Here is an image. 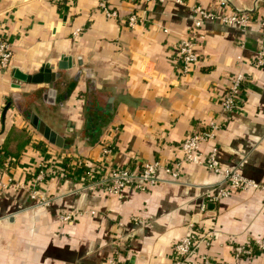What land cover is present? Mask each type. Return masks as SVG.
Returning <instances> with one entry per match:
<instances>
[{"label":"crops","instance_id":"0c3cea01","mask_svg":"<svg viewBox=\"0 0 264 264\" xmlns=\"http://www.w3.org/2000/svg\"><path fill=\"white\" fill-rule=\"evenodd\" d=\"M213 2L0 0V32L11 50L0 69V147L11 126L29 134L8 171L23 186L0 187V264H107L113 254L125 264H170L188 222L198 236L213 232L209 244H198L193 262L207 253L213 264H264V250L242 258L230 252L232 244L263 234L262 188L214 199L211 184L220 174L182 161L178 183L127 187L120 198L100 188L77 190L76 159L130 169L136 162L179 160L181 139L214 119L220 127L203 154L214 144L220 167L243 161L241 174L264 183V65L251 63L264 35V1L226 0L228 11L250 10L245 28L203 22L197 59L178 73L175 46L186 35L191 8ZM131 13L136 22L129 27ZM58 62L67 66L57 68ZM43 64L59 73L52 94L43 82L13 76ZM236 73L244 78L243 101L238 112L226 114L218 98ZM86 109L95 116L84 128ZM30 112L63 137L61 148L29 125ZM39 170L44 173L35 179ZM25 183L48 203L33 205Z\"/></svg>","mask_w":264,"mask_h":264},{"label":"built area","instance_id":"2783aa9c","mask_svg":"<svg viewBox=\"0 0 264 264\" xmlns=\"http://www.w3.org/2000/svg\"><path fill=\"white\" fill-rule=\"evenodd\" d=\"M155 1L162 2L164 0ZM99 5L108 16L116 15L115 11L107 8L103 2H99ZM228 7L226 0H214L209 8H204L199 4L191 8L190 24L186 29V35L184 38H180L175 46L179 74L188 72L197 59L195 47L204 39V36L200 33L203 22L245 28L250 20V10H242L234 7L231 11H228ZM135 22V14H129L127 17V25L132 27ZM260 24L264 26V20ZM10 58V46L0 32V69L7 68ZM251 63L254 66L264 65V35ZM243 81L244 78L241 73L234 74L230 83L218 98V105L224 113L233 114L240 110L243 101L241 92ZM219 127L220 121L214 119L184 136L179 143L182 150V157L175 161L160 162L154 160L151 162H136L134 164L135 168L130 169L127 167H107L104 164L92 165L78 158L72 162L76 169L81 170L80 185L77 190L100 188L105 193L120 198L124 189L127 187L137 191H146L158 183H178L176 179L178 178L182 161L201 165L207 170L220 174V178L211 184V188L214 190V199L227 196L232 191L247 187L264 189V183L255 182L251 178L241 174L240 167L243 161H239L234 167H220L218 151L214 144H210L206 154H203L202 146L212 141L214 133ZM100 151L105 156L108 154L109 149L103 144ZM9 170L10 158L4 157L0 153V187L2 188L14 184L9 176ZM159 172L163 173L165 177L158 176L157 174ZM43 173V170H39L35 179L42 177ZM14 185L19 187L23 186L20 183ZM24 185L26 186L29 199L33 201V205L42 206L48 203L49 198L38 196L36 189L30 183H25ZM60 218L67 220L69 216L62 215ZM186 227V232L176 240L173 246L170 264H213V258L207 253H200L196 262L191 260L196 254L198 244H209L208 241H210L209 238L213 232H205L203 235L198 236L192 230L191 223L188 222ZM255 250H264V230L260 237L254 238L251 242L232 244L230 252L233 257L242 258L252 255ZM118 258V255L113 254L107 259V264H125L120 262Z\"/></svg>","mask_w":264,"mask_h":264},{"label":"water","instance_id":"95a60500","mask_svg":"<svg viewBox=\"0 0 264 264\" xmlns=\"http://www.w3.org/2000/svg\"><path fill=\"white\" fill-rule=\"evenodd\" d=\"M67 64L64 62H58L57 68H64ZM13 76L18 80L31 83L39 84L45 83L47 85V93L52 94L55 89L53 82L59 77V73L51 72L48 64H43L37 72L32 74H25L19 70H14ZM15 106L19 108V105L15 103ZM6 109V106H5ZM29 125L34 128L49 144L61 148L63 146V137L58 134L55 130L50 128L43 120H41L36 114L30 112L27 116Z\"/></svg>","mask_w":264,"mask_h":264},{"label":"trees","instance_id":"16d2710c","mask_svg":"<svg viewBox=\"0 0 264 264\" xmlns=\"http://www.w3.org/2000/svg\"><path fill=\"white\" fill-rule=\"evenodd\" d=\"M85 113H86V116H85L86 118L84 119L83 127L87 124V121L92 122V119L95 116L94 113H89L88 109H86ZM25 117H27V115H25ZM83 136L89 140L93 138V136L90 134L84 133ZM28 139H29V134L23 128H17V127L11 126L8 128L6 132L5 139L0 147V152L8 155L7 157L10 159L16 158L21 154V151L23 150Z\"/></svg>","mask_w":264,"mask_h":264}]
</instances>
